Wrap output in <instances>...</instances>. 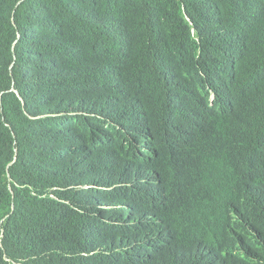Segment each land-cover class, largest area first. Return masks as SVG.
<instances>
[{"label":"trees","instance_id":"1","mask_svg":"<svg viewBox=\"0 0 264 264\" xmlns=\"http://www.w3.org/2000/svg\"><path fill=\"white\" fill-rule=\"evenodd\" d=\"M0 264H264V0H0Z\"/></svg>","mask_w":264,"mask_h":264}]
</instances>
